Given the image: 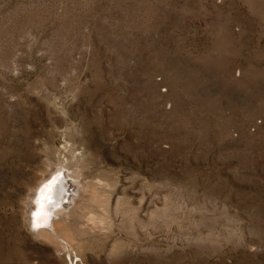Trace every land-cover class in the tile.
I'll return each instance as SVG.
<instances>
[{
    "label": "rangeland",
    "instance_id": "1",
    "mask_svg": "<svg viewBox=\"0 0 264 264\" xmlns=\"http://www.w3.org/2000/svg\"><path fill=\"white\" fill-rule=\"evenodd\" d=\"M59 157L73 264H264V0H0V264L70 262L21 225Z\"/></svg>",
    "mask_w": 264,
    "mask_h": 264
},
{
    "label": "bare ground",
    "instance_id": "2",
    "mask_svg": "<svg viewBox=\"0 0 264 264\" xmlns=\"http://www.w3.org/2000/svg\"><path fill=\"white\" fill-rule=\"evenodd\" d=\"M70 183L73 188H69ZM96 185L92 178L84 176L80 165L74 160L66 162L59 157L56 161L47 162L27 194L22 227L32 233L36 240L52 244L59 252H68L69 263L73 264L72 250H75L76 244L85 242L87 235L104 233L108 229L103 216L91 214L86 218V214H82L89 206H104L99 200L100 186ZM59 189H63V193H57ZM103 212H107L105 207ZM66 263L69 264L68 261Z\"/></svg>",
    "mask_w": 264,
    "mask_h": 264
},
{
    "label": "water",
    "instance_id": "3",
    "mask_svg": "<svg viewBox=\"0 0 264 264\" xmlns=\"http://www.w3.org/2000/svg\"><path fill=\"white\" fill-rule=\"evenodd\" d=\"M67 189H65V191H66ZM63 191V189H59L58 191H57V193L59 192H62ZM63 193V192H62Z\"/></svg>",
    "mask_w": 264,
    "mask_h": 264
}]
</instances>
